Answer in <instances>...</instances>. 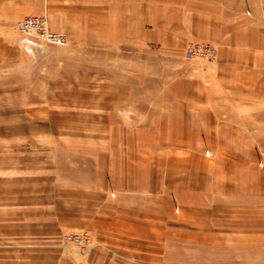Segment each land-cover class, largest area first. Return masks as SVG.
I'll return each mask as SVG.
<instances>
[{"label": "rangeland", "instance_id": "obj_1", "mask_svg": "<svg viewBox=\"0 0 264 264\" xmlns=\"http://www.w3.org/2000/svg\"><path fill=\"white\" fill-rule=\"evenodd\" d=\"M37 6L62 44L15 29ZM54 6L0 0V264H264V65L91 43Z\"/></svg>", "mask_w": 264, "mask_h": 264}, {"label": "crops", "instance_id": "obj_2", "mask_svg": "<svg viewBox=\"0 0 264 264\" xmlns=\"http://www.w3.org/2000/svg\"><path fill=\"white\" fill-rule=\"evenodd\" d=\"M54 2L55 16L86 19V40L91 43L131 42L137 45L150 43L168 47V44H174L190 36L205 37L217 46L215 66L226 68L225 71L233 77L239 68L264 65L262 55L253 57L255 52L256 54L259 51L263 52L262 42L256 46L252 37L264 34V0H54ZM74 3L79 5L74 7L78 12L76 15L72 13L74 11L71 6ZM68 8L72 10L69 14ZM24 9L29 12L26 14L42 12L41 6ZM47 12L48 27L57 29V26L51 23L49 8ZM125 26L128 27L127 31L123 29ZM64 32L67 31L64 29ZM220 76L224 78L223 75Z\"/></svg>", "mask_w": 264, "mask_h": 264}, {"label": "built area", "instance_id": "obj_3", "mask_svg": "<svg viewBox=\"0 0 264 264\" xmlns=\"http://www.w3.org/2000/svg\"><path fill=\"white\" fill-rule=\"evenodd\" d=\"M15 29L25 35L34 36L42 41L52 44H62L65 36L62 32L48 27L47 16L44 13L21 15L14 23ZM214 45L204 39H191L186 42L183 54L186 58L204 57L210 58L214 54ZM62 241H70L85 247L89 238L80 232H67L60 236Z\"/></svg>", "mask_w": 264, "mask_h": 264}]
</instances>
